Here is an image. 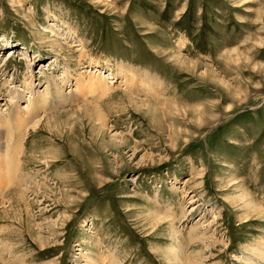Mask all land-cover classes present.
Returning <instances> with one entry per match:
<instances>
[{
  "label": "rangeland",
  "instance_id": "374dc122",
  "mask_svg": "<svg viewBox=\"0 0 264 264\" xmlns=\"http://www.w3.org/2000/svg\"><path fill=\"white\" fill-rule=\"evenodd\" d=\"M48 77L68 101L28 108L0 264H264V0H0L2 112Z\"/></svg>",
  "mask_w": 264,
  "mask_h": 264
},
{
  "label": "bare ground",
  "instance_id": "6f19581e",
  "mask_svg": "<svg viewBox=\"0 0 264 264\" xmlns=\"http://www.w3.org/2000/svg\"><path fill=\"white\" fill-rule=\"evenodd\" d=\"M53 26L54 25H51V27H53ZM57 35H58V37H56V38L58 40H62V39L64 40L65 39V37L63 35H61V36L59 34H57ZM76 44L77 43H74L70 47H80L81 46V49H82L83 44L81 41L78 42V45H76ZM9 52H12V51H9ZM9 60H10V57L8 55V57L6 58L5 61H9ZM91 63L95 64V62L93 63V60L91 61ZM96 66L97 65H93V67H96ZM118 71H119V74H123V79H124L123 83L125 85H127V84L131 85V84H133V82H135L134 81V79H135L134 75L136 73L135 70H132L127 66H124V67L118 69ZM66 75L67 76L69 75L68 71L65 72L64 77H66ZM92 78L93 77L91 76V80L89 81L91 86L95 83L93 81L94 79H92ZM96 79H97L96 82H98V87L103 89L104 88L103 83L105 82V80L103 78H101L100 76H98V78H96ZM65 80H66V78H63L61 83H63V81H65ZM80 80H82V77L77 78V82H79ZM160 85L161 84H158L155 80H151L150 82H148V81H146V79H144L140 84H138V86L134 83V86L138 89V92L140 91L141 93H144L145 95L146 94H148V95L153 94L154 95L156 93H160V89H161ZM24 86H25L26 91L28 93L27 94L28 98L26 99L25 105L22 106V109L19 108V106L18 107L16 106V107H14V111L4 114L5 112L3 111L4 112L3 113L1 108H2V106L4 107L5 105H2L0 107V193L4 192L5 189H8V188L11 190L16 189V191L18 190L19 192L23 193L24 191H27L28 188L31 186L30 184H32L31 181H29L31 179L30 177L27 176L28 178H26V176H21V174L18 177V176H16L17 171L15 170V167L16 168L19 167V158L20 157L17 158V156L20 155V152H21L20 148L22 147L23 140L25 139V136H26L25 133L27 132V130H33L34 131L36 128H38L42 125V119L41 118H39L37 120L35 119L36 121L34 120L31 122L29 120L27 122V117L29 118L28 114L30 112L31 107L35 108L36 113L39 111H42V110L45 111L46 98L50 95L49 89L52 87L55 88V97L56 98L63 99L64 102L68 101L67 100L68 98L65 95H63L62 93H60V91L57 90L56 84L53 83L51 77H48V79H47V84L45 86L46 91L44 94L38 92L37 93L38 95H36L35 90H34L35 86L33 85V81L31 78H29L28 82H24ZM72 95L74 96V98L79 96V91H76V93H74ZM23 96L24 95L22 93H19L15 90L10 91L11 100L9 101V104H12L14 106L17 105V103H19V101H21V100L23 101ZM24 101H25V99H24ZM133 105L136 109L141 108V107H147L148 109H150L148 107L149 102L143 103L142 99L139 101H133ZM29 107H30V109L28 110ZM24 109L26 111L28 110V112H26L24 115H22V112ZM23 130L24 131L26 130V132L24 133ZM15 135L17 136L16 141H15ZM14 141H15V144H14ZM119 141H120L119 143L122 144L125 141V138L122 137L119 139ZM11 142H12V147L9 148V144ZM16 177H18V178L16 179ZM32 186L34 187L35 185H32ZM38 186H36V187H38ZM0 200H1V198H0ZM3 202L4 201H1L0 204H2ZM195 205H193L191 212H195L198 209V206L197 205L195 206ZM259 210H261V209H259ZM201 225L202 224H200V223L194 224L193 226H191L189 228L190 240L196 236V234L198 233V228L201 227ZM175 229L176 228H172V230L174 231L173 234L180 236L181 235L180 231H178L177 229L175 230ZM200 239H201L200 237L199 238L196 237V240L199 241ZM202 242H203V240H202ZM186 254L187 253H185V255ZM102 255H104V254H102ZM111 255L107 256V257L101 256L100 264H110L109 263L110 259L112 260V264H120L115 259L111 258ZM178 256H179V254H178ZM257 256H258V258L262 259V261L264 262V244H262L260 247H258ZM187 257H186V259H187ZM185 260H183V261L185 262ZM89 262H90V260H88L87 264H90ZM247 264H254V262L251 260Z\"/></svg>",
  "mask_w": 264,
  "mask_h": 264
}]
</instances>
